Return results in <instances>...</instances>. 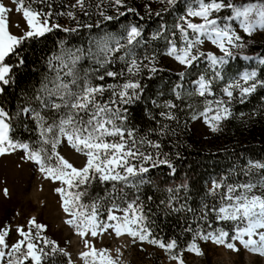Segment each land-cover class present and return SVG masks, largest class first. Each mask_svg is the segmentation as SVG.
<instances>
[{
  "label": "trees",
  "instance_id": "trees-1",
  "mask_svg": "<svg viewBox=\"0 0 264 264\" xmlns=\"http://www.w3.org/2000/svg\"><path fill=\"white\" fill-rule=\"evenodd\" d=\"M186 2L190 7L199 6L194 0ZM258 2L264 5V0ZM76 4L77 0H35L31 4L34 10L50 11L49 25L59 27L43 36L24 39L5 58L4 63L11 70L7 74L9 83H0V109L9 114L10 138L31 146L38 141L37 122L24 109H35L45 120L51 119L46 110L39 107L36 97L46 77L55 75L53 68L59 61L53 57L60 55L63 49L81 50L85 55L77 63V70L82 77L87 75L96 81L105 70L125 68V61L119 59L125 55L123 50L112 54L108 65L94 67L92 63L97 62L96 41L106 35L119 39L123 36L122 31L135 26L141 31L139 40L142 45V48H135V55L138 63L147 67L131 76L141 84L142 91L138 93L139 99L127 105L124 126L137 140L159 144V149L149 145L144 148L150 153L158 152L159 158L167 159L169 164L150 168L144 174L145 183L124 187L126 199L128 202L138 201L142 206L151 239L165 244L176 241L177 249L172 250L173 253L189 254L186 249L194 236L195 243L206 241L196 235L197 231L206 234L223 228L231 235V222L216 221L214 214H209L205 221L201 213L205 205L218 204L219 193L226 191L225 184L264 179V169L255 167L264 164V86L259 83L264 81V63H261L264 39L253 38L250 32L240 30L241 17L236 16L234 9L241 10V4L235 1L227 12L223 13L222 8L218 12L221 14L211 17L217 19L221 27L228 25L240 37L229 47L231 55L224 54L225 62L215 66L206 57H201L194 66H188L183 77L168 64H159L160 54L169 47L168 40L175 39L177 47L183 43L178 30L176 36L172 35L174 26L181 23L180 17L187 15L183 0H173L172 3L167 0H122V6L114 5L112 0H85L83 8L74 7ZM25 6H28V0H25ZM69 12L73 13L71 17L67 14ZM259 12L260 8L248 15L245 22L251 28L254 23L261 24ZM109 16L112 19H106ZM188 31L191 37V30ZM89 51L93 55H87ZM153 67L155 72L150 70ZM252 71L256 72L253 78L257 81L256 90L241 97L239 89H232L233 97L229 101L222 89L237 82L247 86L252 81H237L236 76ZM125 75L131 74L126 72ZM200 76L210 81L203 96L193 88V81ZM121 78L115 82H123L124 78ZM106 79L108 83L114 82L111 78ZM217 100L227 101L223 107L229 109L230 115L219 121L217 131L211 129L208 138L202 140L194 131L192 116L194 112H203L206 106L211 108L209 118L216 115ZM162 112L171 113L176 119H166ZM217 183L221 188L214 194V184ZM254 192L264 196V188L257 187ZM96 193L103 195V186L96 184L92 194ZM58 260L55 256H45L42 264H59ZM62 261L61 264H67V259ZM25 264H31V261Z\"/></svg>",
  "mask_w": 264,
  "mask_h": 264
},
{
  "label": "snow or ice",
  "instance_id": "snow-or-ice-1",
  "mask_svg": "<svg viewBox=\"0 0 264 264\" xmlns=\"http://www.w3.org/2000/svg\"><path fill=\"white\" fill-rule=\"evenodd\" d=\"M34 2L35 0H28V6H25V0H17L19 5L17 10L23 11L30 29L19 38L6 30L5 13L8 9L0 3V83L2 84L9 83L7 74L11 69L4 61L14 52L15 47L24 39L43 36L53 28L59 27L56 24L49 25L52 15L50 11L32 9L31 4ZM167 2L172 3L173 0ZM194 2L199 5V9L189 7L187 16L180 17L181 23L174 26L172 33L176 36L178 30L179 39L183 43L177 47L175 39L168 40V55L174 56L181 65L190 67L194 66V62L201 57H206L212 66L223 64L224 56L218 57L210 52H199L197 45L203 43L201 37H207L227 56L231 55L229 47L239 41L240 37L235 35L228 25L221 27L218 20L211 16L214 11L218 12L225 7L232 8L233 5L225 3L224 0L221 2L210 0L207 3L205 0H194ZM112 3L122 6V0H112ZM84 4L85 0H77L74 7L83 8ZM257 7L260 8L261 26H264V5H248L243 11L239 8L234 10L237 17L243 16L246 21L249 13ZM67 14L70 17L73 15L72 12ZM187 17H200L202 22L194 23ZM244 28L247 32L252 30L246 22ZM188 30H191V37ZM140 36V30L133 26L119 39L106 36L96 41L95 56L101 65L110 63L109 57L112 53L126 50L125 55L121 57L125 61V68L120 71L105 70L102 75L96 77L99 83H93L87 75L82 77L79 74L77 63L85 55L81 50L63 49L60 55L53 57L59 61L58 66L53 68L55 75L46 77L40 94L36 97L39 107L46 110V114L51 119L45 120V117L35 109L23 110L37 122L39 146L33 149L29 143L13 141L9 135L11 130L8 122L9 114L0 109V155L7 154L10 150L22 149L26 156L21 159L34 162L46 179L60 183L61 186L54 191L61 197L63 211L72 217L66 223L73 225L81 237L90 234L95 238L112 230L116 237L127 234L133 241L138 239L143 242L147 239L149 243L171 252L177 249L176 241L165 244L155 238L149 239L151 234L144 225L146 218L142 206L138 201L128 202L124 192V187L129 185L137 187L145 183L144 174H147L150 168L169 164L167 159L159 158L158 152L150 153L144 148V145H149L153 149H159V144L151 140H137L133 132L124 126V121L127 119L125 115L127 105L139 99L138 93L142 91L141 84L131 76L139 74L142 67H147L140 65L135 55V48L140 44L138 39ZM87 55L93 53L89 51ZM261 63H264V59H261ZM49 67H53L51 62ZM150 70L156 71L154 67ZM126 72L131 75L126 76ZM184 75L180 73L181 77ZM214 75L219 76V73ZM121 77L124 78L123 82L105 83L106 78L118 81ZM254 77H256L255 71L245 72L242 79L252 81L250 84L245 86L237 82L229 84L222 91L229 101L233 97L232 89H239L241 97L250 94L257 88ZM196 83L199 85V94L203 96L208 90L210 81L200 76ZM259 83L264 86V81ZM215 103L217 114L210 117L212 131H217L219 121L230 115L229 109L223 107L227 101L217 100ZM165 107H175V105H165ZM209 111L211 108L206 106L204 111L199 113L205 118V122H209ZM161 115L166 119H176L171 113L162 112ZM192 119H197L195 112ZM62 142L77 154L86 157V163L82 167H75L58 152L57 146ZM255 167L264 169V164H256ZM96 184L103 186V195L92 194ZM224 187L226 191L219 193L218 204L205 205L201 218L207 221L209 214H214L216 221L231 222L233 224L231 235L223 228L206 234L197 231L196 235L234 252H239L235 243L238 241L244 249L264 256V196L254 192L257 187L264 188V179L236 185L225 184ZM220 188L221 184H214L213 193L216 194V190ZM5 194H7L6 189ZM117 212L123 215H117ZM102 216H106V219H102ZM45 228L46 225L37 223L33 217L28 221L27 231L23 226H17L15 229L5 226L0 229V264H25L26 261H31V264H42L44 257L48 255L44 252L43 246H52L53 254L57 251L62 252L63 250L58 249L53 241L41 236ZM12 231L21 238L9 245L6 238ZM85 248L88 250L80 253L84 264H119V257L114 259L108 249H97L94 244L90 245L87 239H85ZM186 250L203 254L195 243V236ZM171 259L176 260L178 264H185L181 251L173 254Z\"/></svg>",
  "mask_w": 264,
  "mask_h": 264
},
{
  "label": "rangeland",
  "instance_id": "rangeland-1",
  "mask_svg": "<svg viewBox=\"0 0 264 264\" xmlns=\"http://www.w3.org/2000/svg\"><path fill=\"white\" fill-rule=\"evenodd\" d=\"M235 1L241 4L240 11H243L248 5L260 4L258 0H224L225 3L231 5ZM0 3L8 9L5 16L6 30L9 34L19 38L30 30L23 11L17 10L19 5L16 0H0ZM183 3L187 11L190 6L186 0H183ZM192 8L198 10L199 6H193ZM258 8H254L250 13L258 11ZM228 10L229 7H225L223 13ZM218 12H213L211 17L221 14ZM240 17L239 28L242 32H247L244 28L245 17ZM187 19L194 23L202 22L200 17H187ZM131 27L122 31V35L125 36ZM251 29L250 35L253 38L264 39V26L254 23ZM106 36L113 37L111 35ZM201 40L203 43L197 45L199 51L210 52L218 57L224 56L225 53L216 44H213L211 40H208L207 37H201ZM121 42L123 43L124 41ZM139 48H142L141 43L136 46V49ZM168 49L169 47H166L160 54L159 64H168L170 68L178 73L186 71L188 66L181 65L175 60L174 56H169ZM121 52L122 50L119 51V53ZM111 56L109 57L110 61ZM92 65L94 67L102 66L98 62L92 63ZM243 74L237 75L236 80L243 81ZM199 79L193 81L195 91H199V85L196 83ZM92 82L99 83L98 80ZM105 83H108V79H106ZM192 124L199 138L202 140L208 138L211 131L210 118L209 122H205V118L197 114V119L193 120ZM38 146V143H35L32 147L35 149ZM57 150L77 168L82 167L86 163V157L83 154H77L66 143L62 142V144L58 145ZM24 156H26V153L22 149L10 150L7 154L0 155V229L5 226L12 229L17 226H23L27 231L29 219L34 217L37 223L46 225L41 236L53 241L58 249L63 250L53 254L51 252L52 246H43L44 252L48 254L46 256L57 257L59 264L64 259H67V264H84L80 253L88 250L85 248V239L88 240L90 245L94 244L97 249H108L114 259L119 257V264H178L176 260L171 259V256L175 253L149 243L147 239L143 242L138 239L133 241L132 237L127 234L116 237L112 230H108V232L102 233L95 238L91 237L90 234L86 237H81L73 225L66 223L72 217L63 211L61 197L54 191L55 188L61 186L60 183L46 179L34 162L21 159ZM5 189L7 194H5ZM116 214L123 215L121 212ZM101 218L106 219L103 216ZM144 225L146 226L145 221ZM20 238L15 231H12L6 240L11 245ZM149 239L151 238L149 237ZM235 243L239 248V252L228 250L225 246L217 245L211 240L198 241L196 244L203 254L199 255L189 252V254L182 257L185 264H264V256L244 249L243 246L239 245L238 241Z\"/></svg>",
  "mask_w": 264,
  "mask_h": 264
}]
</instances>
